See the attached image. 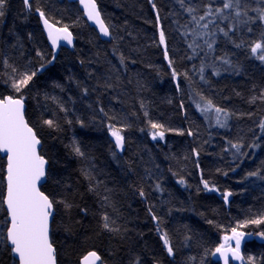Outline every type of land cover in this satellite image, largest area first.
I'll use <instances>...</instances> for the list:
<instances>
[{
    "label": "trees",
    "instance_id": "1",
    "mask_svg": "<svg viewBox=\"0 0 264 264\" xmlns=\"http://www.w3.org/2000/svg\"><path fill=\"white\" fill-rule=\"evenodd\" d=\"M95 1L112 32L113 38L108 41L98 37L75 2L30 0L28 9L23 0H6L4 15L0 16V95H15L5 83L6 73L11 72L3 65L5 57L20 71L39 67L43 61L36 56L37 50L46 59L52 58L36 8L57 26L67 25L75 38L73 47L61 46L55 61L46 65L22 93L25 119L41 140L39 152L48 161V179L41 190L54 200L72 205L66 209L63 204H56L55 218L50 222L57 264H79L83 254L93 250L107 264H129L136 256L142 264H153V260L159 264H220L212 251L221 235L230 233L238 222L264 215V181L244 179L247 172L264 169V139H258L262 135L258 125L264 118V100L249 102L264 89V63L252 58L248 47L260 39L264 25H250L251 33L242 25L232 33L235 43L244 41L245 47L241 48L218 33L215 55L227 54L240 71L212 76L211 69H206L209 82L204 83L193 71L194 67L199 68L204 53L191 60L186 58L191 54L187 45L192 37L186 38L182 33L188 31L183 25L189 24L190 17L177 0ZM207 2L191 0L200 8L198 14H203L200 6ZM212 2L214 7L222 4V0ZM242 6L249 15H255L251 9L264 6V0H242ZM225 25L226 22L221 26ZM161 29L165 45L159 44ZM165 49L175 70L187 72L191 81L182 75L172 79ZM119 55L126 58L123 66ZM109 83L113 87H103ZM84 88L88 89L87 94L83 93ZM196 92L238 114L232 116L228 129L209 126L195 107L199 101ZM61 105L66 112L61 111ZM101 107L108 117L116 119L109 120L99 111ZM46 119L54 120L56 127L45 125ZM149 120L185 134L166 131L163 140H153ZM109 123L129 125L122 132L125 148L115 158L111 154L115 149ZM188 129L196 135L188 136ZM226 139H242L247 155L233 161L230 153L222 152ZM73 140L80 145L84 157L72 151ZM253 142L260 147H246ZM193 148L202 149L199 157L192 154ZM4 166L5 157L0 156V181L5 175ZM217 168L221 171L217 172ZM201 175L219 191H204ZM180 177L185 185L177 182ZM156 183L162 191L155 189ZM4 187L5 182L0 192L5 191ZM141 187L146 193L143 198L139 196ZM224 191L233 193L228 204L224 203ZM105 196L107 203L102 199ZM149 207L160 218L161 232L156 230L157 221L152 220ZM104 213L115 221L119 234L102 229ZM5 216L6 212H0V224ZM239 230L252 234L241 246V264H247L248 256H254L256 264H261L264 238L257 233L264 232V224H249ZM162 232L168 233L174 256L167 255L160 240ZM185 236L191 239L185 241ZM0 264H13L10 251L0 248Z\"/></svg>",
    "mask_w": 264,
    "mask_h": 264
},
{
    "label": "snow or ice",
    "instance_id": "2",
    "mask_svg": "<svg viewBox=\"0 0 264 264\" xmlns=\"http://www.w3.org/2000/svg\"><path fill=\"white\" fill-rule=\"evenodd\" d=\"M152 0H150V3ZM26 8L31 9L30 0H23ZM180 8L183 12L187 13L190 17L189 24L192 27L189 28V24L183 25L188 31L182 33L186 38L191 35L192 40L188 43V48L191 50V54L186 58L191 60L194 57L199 56L201 52L204 53L201 59V63L198 69L193 68L194 73L199 75V78L204 83H208L206 77V69H211L212 76H219L222 72L233 71L237 74L240 68L233 64L232 60L228 58L227 54L215 55L217 44V34H221L228 42L234 43V47H245L244 41L235 43L232 40V33L237 31L240 26L247 27L249 33L252 32V27L259 22L264 25V6L251 9L255 15H249L248 10L242 6V0H222L221 6H213L212 0H208L207 3L202 4L203 14H198L200 8L194 6L191 0H177ZM80 4L83 5L84 11L87 14L89 21H94L98 26L99 33L102 37L112 39V32L109 26H107L103 19H101V13L97 9L95 0H80ZM6 0H0V16L4 15V7ZM155 9V3L152 4ZM227 10V13L226 11ZM35 11L39 14L41 21L43 22L44 29L47 32V38L51 43L52 58L46 59L44 54L37 50L36 56L40 57L43 61L38 68L32 71H20L17 67L9 64L7 58L3 60V65L6 69H11L10 73H6L7 80L5 83L11 88L15 95H0V153H3L7 157L6 175L3 181H0V186H3L6 181V191L0 192V212H6L4 221L0 224V248L4 251H10V256L13 260V264H57L56 249L50 239L51 226L50 222L55 218V205L63 204L66 209L71 208L72 205L65 200H54L50 198L48 194L41 190L42 184L48 179V172L46 165L48 161L38 151V146L41 145V140L38 138L37 133L31 127L28 121L25 119V97L22 94L27 89L38 73L45 69L46 65L52 64L55 59V53L61 42H65L67 45L73 44V34L69 31L67 25L63 27H57L55 24L50 23L46 18L44 11L40 8H36ZM157 25L160 23V17H156ZM226 22L225 26H221ZM58 23V22H57ZM166 37L164 31L159 30V44L165 45ZM250 56L260 63H264V32L261 33L260 39L252 42L249 46ZM164 57L168 60L169 67L172 68L171 76L173 80H176L178 76H184L191 81L187 72L178 73L173 67V61L169 59L168 51L165 49ZM120 64L123 66L125 57L119 55ZM115 69V66H112ZM119 79V77H117ZM56 87H61L59 84ZM105 88L113 87L112 84L103 85ZM180 89V85L177 84V90ZM84 94H87L88 89L84 88ZM239 95V93H237ZM196 96L199 97V101L195 103V107L198 112L202 114L206 121H208L210 127H218L221 129H228L230 127V120L232 116L238 115L233 113L227 108L220 107L213 103V100L207 98L202 92H196ZM48 99H55L54 97H47ZM192 99V97H189ZM256 99L264 100V89L261 90L260 96H253L250 99V103L255 102ZM171 102V101H169ZM145 105L142 103L141 108ZM180 108L184 109V104L181 102ZM61 111H67L61 105ZM104 116L108 117V113L104 108L99 109ZM145 117L149 114L144 112ZM251 115V114H249ZM109 120H115V116L108 117ZM83 125L82 121H78ZM48 127H56L55 121L52 119H46L43 121ZM71 123V121H69ZM129 125L122 124L119 127L116 124L109 123L107 125L108 132L114 141V151L111 152L115 158L117 152H122L125 148V137L122 132ZM149 127L153 130L150 135L153 140L157 138L163 140L165 138V132H176L179 135H184L185 132L180 129L166 128L164 124L158 122H152L149 120ZM260 133L262 134L258 139H264V118L261 119L259 125ZM251 131V130H250ZM188 136H195L196 132L192 129H188ZM255 135V133H254ZM209 141H205L208 143ZM72 151L80 157H84L85 153L82 151L80 145L73 140L71 145ZM245 144L242 139L240 140H225V147L222 149L223 153H230L231 159L236 161L247 155L243 151ZM246 147L256 149L260 147L258 142L249 143ZM202 149L193 148L192 154L199 157ZM196 168H200L199 162L196 163ZM239 167V165H237ZM231 171L235 172L236 169L232 168ZM147 171V170H146ZM217 172L221 169L217 168ZM264 169L257 168L254 171H249L245 174L244 179L257 178L264 181ZM225 176L227 172L223 173ZM85 175H88L85 170ZM90 178V177H89ZM181 185H185L183 177L177 181ZM200 183L203 185V190L208 192L219 191L215 184H212L209 180H205L201 175ZM157 191H162L159 183L155 184ZM90 191L94 189L90 186ZM201 189L198 188L199 192ZM233 193L230 191H224L222 193L224 203H229V197ZM139 196L145 197L146 193L141 187L139 189ZM105 203L108 202V197L102 198ZM149 214L153 221H157V232H161L159 226L160 218L152 212V208L148 209ZM101 227L104 231L112 234H119L120 229L115 225V221L111 217L104 213L101 216ZM209 224L212 221H208ZM261 225L264 224V215H261L255 219L245 220L238 222L235 227L230 229L231 235L225 234L221 236L220 243L212 251L213 256L219 257L223 261V264H230V260H244L241 254V245L251 233H245L240 231V228L247 225ZM227 231V230H225ZM261 238H264V232L257 233ZM185 241L191 239L190 236L184 237ZM160 240L163 242L164 249L168 256H174L175 250L172 242L169 239L167 232L160 234ZM234 242V245H233ZM190 260L193 258H189ZM104 264L102 257L97 251H89L86 256L83 257L81 264ZM129 264H142L138 256L129 261ZM153 264H159L158 261L153 260ZM247 264H256V258L254 256L247 257ZM261 264H264L262 259Z\"/></svg>",
    "mask_w": 264,
    "mask_h": 264
},
{
    "label": "water",
    "instance_id": "3",
    "mask_svg": "<svg viewBox=\"0 0 264 264\" xmlns=\"http://www.w3.org/2000/svg\"><path fill=\"white\" fill-rule=\"evenodd\" d=\"M66 1H68V2H70V3H72V2L77 3L79 10L81 11V14H83V17H84L85 20L87 21L88 25L94 28L95 32L97 33L98 37H100L101 40H103V41H108V40H110V38L102 37V36L100 35V33H99V29H98V26L95 24L94 21H89V20L87 19V14H86L85 11H84V7H83V5L80 4V0H66ZM152 1H153V0H152ZM95 2H96V1H95ZM96 4H97V9L99 10L98 3L96 2ZM99 11H100V10H99ZM101 19H103V17H102V13H101ZM103 20H104V19H103ZM49 22H50V23H53V22L50 21V20H49ZM104 22H105V21H104ZM53 24H54V23H53ZM105 24H106V23H105ZM55 25H56V24H55ZM40 26H41V28H43V31H44L45 37H46V39L48 40V38H47V32H46V30L44 29L43 22L41 21V19H40ZM56 26H57V25H56ZM107 26H108V25H107ZM57 27H59V26H57ZM61 27H63V26H61ZM69 31H70V30H69ZM74 42H75V38H74V35H73V44H72V45H67L65 42H61L60 45L58 46V48H57L55 54H57L58 49H59L61 46H65L66 48H69V49L72 48L73 45H74ZM48 43H49L50 48H51V43H50L49 40H48ZM110 140L113 141V138H112L111 136H110ZM113 143H114V141H113ZM40 148H41V145L38 146V151L40 150ZM122 152H123V151H122ZM122 152H119V153H122ZM0 156L5 157V166H4V167H5V170H6L7 157H6V155H4L3 153H0ZM47 167H48V165H46V170H47ZM5 175H6V171H5ZM5 175H4V176H5ZM44 183H45V182H44ZM44 183H43V184H44ZM43 184H42V185H43ZM4 190L6 191V181H5V187H4ZM50 226H51V223H50ZM54 248H55V247H54ZM88 252H89V251H88ZM88 252H86L85 254H83V257L86 256ZM241 254H242V252H241ZM83 257L80 259L79 264H81V261H82ZM56 259H57V257H56ZM217 260H218V262H220V264H223V261L219 259L218 255H217ZM242 262H243L242 260H230V263H231V264H241ZM97 264H99V262H97ZM104 264H107V263H104Z\"/></svg>",
    "mask_w": 264,
    "mask_h": 264
},
{
    "label": "rangeland",
    "instance_id": "4",
    "mask_svg": "<svg viewBox=\"0 0 264 264\" xmlns=\"http://www.w3.org/2000/svg\"><path fill=\"white\" fill-rule=\"evenodd\" d=\"M228 235H231V232L230 233H227ZM223 235H225V234H223ZM223 235H221V236H223ZM221 238V237H220ZM221 242V241H220ZM242 244H243V241H242ZM233 245H234V242H233ZM242 246V245H241Z\"/></svg>",
    "mask_w": 264,
    "mask_h": 264
}]
</instances>
